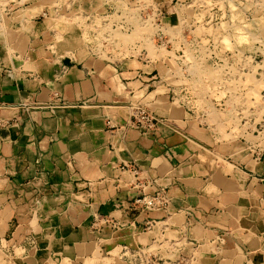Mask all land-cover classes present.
I'll use <instances>...</instances> for the list:
<instances>
[{
    "label": "crops",
    "instance_id": "obj_1",
    "mask_svg": "<svg viewBox=\"0 0 264 264\" xmlns=\"http://www.w3.org/2000/svg\"><path fill=\"white\" fill-rule=\"evenodd\" d=\"M30 26L2 32L0 102L22 107L1 112L19 120L0 129V264H264V149L202 160L207 134L130 62L61 57ZM131 103L178 133L141 136ZM160 190L166 208L134 205Z\"/></svg>",
    "mask_w": 264,
    "mask_h": 264
},
{
    "label": "rangeland",
    "instance_id": "obj_2",
    "mask_svg": "<svg viewBox=\"0 0 264 264\" xmlns=\"http://www.w3.org/2000/svg\"><path fill=\"white\" fill-rule=\"evenodd\" d=\"M41 21L51 53L57 45L61 57L159 75L165 83L151 90L183 98L190 112L173 106L183 125L207 134L202 160L264 149V0H0V53L6 27L30 32Z\"/></svg>",
    "mask_w": 264,
    "mask_h": 264
},
{
    "label": "built area",
    "instance_id": "obj_3",
    "mask_svg": "<svg viewBox=\"0 0 264 264\" xmlns=\"http://www.w3.org/2000/svg\"><path fill=\"white\" fill-rule=\"evenodd\" d=\"M141 53H142V51H141ZM137 56H140V53H138ZM140 59L138 57L139 61H140ZM101 61L106 63L104 60H101ZM136 71H138V73L135 74L133 78L137 82H141V85H142L143 89H145V90H151L153 88H156L157 84H155L154 82L159 83L160 81H162L163 83H165V81L163 79H161V77L159 75L157 77V76L151 75L150 73L149 74L144 73V71L142 69H138ZM143 75L149 76L150 77V79H148L149 81H147V80L144 81L142 79ZM165 94H166V97L168 98V104L170 107H173L176 104L177 106L180 107V109H184L187 112L188 111L190 112V109L188 107V103L186 102V104H187V106H186L179 101V100L184 101L183 98H180V99L176 98V94L174 92L168 91V89L165 90ZM20 107H22V105L20 103L19 104L18 103L7 104L4 102H0V129L6 128L10 125H14L17 122V120H19L16 116H13V117L12 116H8V117L2 116L1 112L2 111H8V113H9V112L15 111L16 108H20ZM129 109H130V118L127 121V124L130 128L137 130V132L143 137H157V136H159V133L161 132L162 127H167L170 130H173L174 133H178V129L176 130V129L171 128V126H169L170 125L169 123H172V125H174V123L172 121L164 120L163 118L159 117L156 113L150 111L146 106H144L142 104L131 103L129 105ZM184 112L185 111H183V113ZM174 126H176V125H174ZM256 147H257V145H256ZM134 172H135V174H137V171H134ZM133 203L139 209H143L146 211H158L160 209L166 208L167 199L165 197V193H163V190H160V191H157V192H155L149 196L143 195L142 197L135 199ZM138 251H139V249L135 250L134 258L136 257L143 264H156L157 261H155L153 258L142 259L140 256V253Z\"/></svg>",
    "mask_w": 264,
    "mask_h": 264
},
{
    "label": "bare ground",
    "instance_id": "obj_4",
    "mask_svg": "<svg viewBox=\"0 0 264 264\" xmlns=\"http://www.w3.org/2000/svg\"><path fill=\"white\" fill-rule=\"evenodd\" d=\"M69 35V34H68ZM69 39V38H68ZM126 38H124V40H125ZM132 39V38H131ZM129 40H130V38H129ZM69 41V40H68ZM223 42V41H222ZM225 42H227V41H225ZM240 43H243V42H240ZM62 48H63V45H62ZM216 115V114H215ZM215 118V117H214Z\"/></svg>",
    "mask_w": 264,
    "mask_h": 264
}]
</instances>
